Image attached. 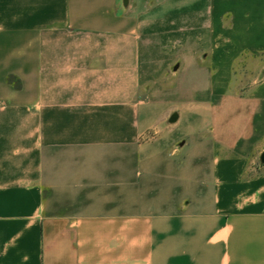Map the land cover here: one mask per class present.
Listing matches in <instances>:
<instances>
[{
	"label": "crops",
	"instance_id": "1",
	"mask_svg": "<svg viewBox=\"0 0 264 264\" xmlns=\"http://www.w3.org/2000/svg\"><path fill=\"white\" fill-rule=\"evenodd\" d=\"M263 151L264 0H0V264H264Z\"/></svg>",
	"mask_w": 264,
	"mask_h": 264
},
{
	"label": "water",
	"instance_id": "2",
	"mask_svg": "<svg viewBox=\"0 0 264 264\" xmlns=\"http://www.w3.org/2000/svg\"><path fill=\"white\" fill-rule=\"evenodd\" d=\"M178 118V113L177 112H174L172 115H171V117H170V119H169V122H175L176 121V119ZM260 161L262 162V163H264V151L261 153V155H260Z\"/></svg>",
	"mask_w": 264,
	"mask_h": 264
},
{
	"label": "rangeland",
	"instance_id": "3",
	"mask_svg": "<svg viewBox=\"0 0 264 264\" xmlns=\"http://www.w3.org/2000/svg\"><path fill=\"white\" fill-rule=\"evenodd\" d=\"M148 138H149V136H147ZM259 163H260V160H258V163H257V165H259ZM261 164V163H260ZM258 170H255V172H257Z\"/></svg>",
	"mask_w": 264,
	"mask_h": 264
}]
</instances>
